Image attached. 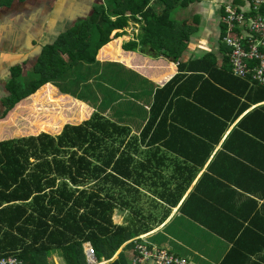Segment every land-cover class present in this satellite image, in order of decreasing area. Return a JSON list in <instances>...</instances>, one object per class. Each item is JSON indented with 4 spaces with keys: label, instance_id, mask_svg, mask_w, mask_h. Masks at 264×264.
I'll return each instance as SVG.
<instances>
[{
    "label": "trees",
    "instance_id": "trees-1",
    "mask_svg": "<svg viewBox=\"0 0 264 264\" xmlns=\"http://www.w3.org/2000/svg\"><path fill=\"white\" fill-rule=\"evenodd\" d=\"M149 1L107 0V7L95 5L81 25L93 29L94 53L111 41L114 30L126 25L122 16L125 12L141 14L148 25L159 22L158 29L163 31V22L171 19L176 1L186 6L195 0H160L167 4L161 15L148 7ZM11 2L0 0V6ZM113 14L117 15L114 21ZM170 22L169 26L173 24ZM184 25L181 22L178 27L171 26L176 27L169 37L173 41L166 48H156H163V57L178 60L190 33L183 29ZM57 50L55 44L46 46L43 62L47 61V66H52ZM88 61L93 62L94 56ZM47 66H40L30 82H21L20 77L9 83V97L0 114V119L4 118L29 98L0 122V139L5 135L2 128L7 126L17 128V133L42 130L36 135L0 140V257L12 256L21 264H49L53 255L63 264H87L83 250L87 242L98 263L116 258L123 245L150 233L166 220L229 127L251 105L264 102V88L233 77L225 62L216 69L210 57L203 56L188 61L172 80L156 90L149 118L138 134H131L128 127L99 112L85 120L86 106L66 102L53 88L40 89L46 84L55 86L57 77ZM185 73L189 76L185 77ZM205 89L220 94L217 104L200 101ZM185 107L199 113L205 126L187 125L181 110ZM20 112L34 114H29L30 120L23 117L27 122L22 127L16 123ZM66 120L85 121L65 125ZM61 126L59 133H47ZM235 139L252 142L253 148L264 153V105L235 124L194 188L205 184L231 188L230 178L223 174L215 177V171L217 156L236 163L231 155L237 149L245 151L239 149L245 146L234 145ZM191 195L192 191L180 208ZM119 208L130 211L125 216L126 225L113 221L114 211ZM134 246V242L126 245L115 260L106 264H131L127 251Z\"/></svg>",
    "mask_w": 264,
    "mask_h": 264
},
{
    "label": "crops",
    "instance_id": "crops-1",
    "mask_svg": "<svg viewBox=\"0 0 264 264\" xmlns=\"http://www.w3.org/2000/svg\"><path fill=\"white\" fill-rule=\"evenodd\" d=\"M228 1L195 0L186 6L176 1L170 12L171 19L163 22L166 26L163 31L158 29L159 22L154 24L151 21L148 25L141 14L127 11L122 15L126 18V25L114 30L111 41L94 53L96 41L92 38L93 29L81 25L91 16L95 4L107 7V0H12L10 5L0 6V114L5 110L9 97V83L20 77L23 79L19 80L21 82L35 79L40 66L41 69L47 66V61L43 62L46 46L55 44L57 55L52 60V66H47L57 77L55 86L46 84L40 89L53 88L57 96L65 98L66 102L86 106V120L93 112H99L128 127L132 133L139 132L149 118L156 90L172 80L179 73V68L188 61L209 56L216 69H221L224 62L229 68L227 51L220 40L219 23L220 9ZM165 5L163 1L150 0L148 7L161 15ZM33 15L38 17L34 24L26 18H33ZM116 17L113 14L111 20L114 21ZM170 21L173 24L169 26ZM181 22L186 24L182 26L184 30H190L188 43L178 60L173 61L161 55L163 48L160 49L162 51L156 48L170 45L169 41L173 40H169V37ZM159 33L161 41H158ZM115 34L118 36L115 37ZM111 44L112 48L100 55V51ZM93 56L94 61H88ZM183 75L189 76L187 73ZM67 88L72 91L68 92ZM201 93L200 101L204 104L214 105L221 99L220 94L212 90L205 89ZM262 105L264 102L251 105L229 127L179 203L171 208L166 220L146 234L148 243L150 237L176 222L177 233L187 238V241L192 237L194 245H199L193 250L195 253L199 250L198 260L184 257L188 264H264L262 150L253 148L252 142L235 139L234 145L245 146L239 148L245 151L237 149V153L231 155L237 159L236 163H229L228 159L217 156L219 163L215 177L223 174L225 178H230V184H240L241 187L230 185L231 188H226L218 184L212 187L205 184L194 188L205 173L208 162L221 149L230 130L245 114ZM16 107L0 122L6 120ZM181 110L187 125L205 126L199 113L187 107ZM2 139L7 137L4 135ZM191 191L192 195L180 208ZM175 255L183 257L177 253Z\"/></svg>",
    "mask_w": 264,
    "mask_h": 264
},
{
    "label": "built area",
    "instance_id": "built-area-1",
    "mask_svg": "<svg viewBox=\"0 0 264 264\" xmlns=\"http://www.w3.org/2000/svg\"><path fill=\"white\" fill-rule=\"evenodd\" d=\"M219 23L230 74L250 86L264 88V0H229L220 9ZM146 236L130 240L135 243L129 256L131 264H188L185 258L151 246ZM83 248L87 264L97 262L91 244L87 242ZM0 264L21 261L12 256L0 257Z\"/></svg>",
    "mask_w": 264,
    "mask_h": 264
},
{
    "label": "rangeland",
    "instance_id": "rangeland-1",
    "mask_svg": "<svg viewBox=\"0 0 264 264\" xmlns=\"http://www.w3.org/2000/svg\"><path fill=\"white\" fill-rule=\"evenodd\" d=\"M17 5H18V3H17ZM33 16H34L33 18H31V17H26V18H29L31 20V23L33 22V24H34L35 23V18H38V17L35 16V15H33ZM67 91L70 92V91H72V89L67 88ZM66 107H68V106H66ZM29 114L34 115L31 112L30 113L20 112V113L17 114L19 116L18 119L16 120V123L18 124V126L22 127V126L26 125L27 120L25 118H23V117L26 116V118H27V117H29ZM31 118H32V116L29 117L28 120H30ZM83 121H81V122H83ZM81 122L72 123L71 121L66 120V122L64 124L65 125L66 124L79 125ZM62 126L60 127L59 130H57L58 132L57 131H51V132H47V133L55 135V134L59 133V131L61 130ZM2 129L4 130L5 137H7V138L27 136V135H36V134H39L40 132H42V130L39 131V132H36V133L25 132L24 131L25 129L23 128L24 132L17 133V132H15V130L17 128L11 127V126H7V127L2 128ZM138 133L139 132H135V133L131 132V134H138ZM127 215H130V211H121L120 208L116 209L114 211V214H113L114 223L118 224V225H123V224L126 225L127 223L125 222L126 221L125 216H127ZM176 224H177L176 222L171 223V225H170V227L168 229H166L165 231L160 232L159 234L153 235L152 237L149 238L148 241L151 243L152 246L161 247L163 249H166L168 252H172V253H175V254L177 253L179 255H182L183 256L182 258H184V257L185 258H189V257H191V258L193 257L194 258L195 257V259L198 260V256H199L198 252H199V250L196 253L193 250L195 248L199 247V245L198 246L194 245V241H193L192 237H190V239L187 241V238H185L184 236L179 235L177 233V225ZM131 242L130 241L127 242L126 245L130 244ZM85 244L86 243L83 244V247H84ZM126 245H123L122 248L118 251V253L115 255L116 258L118 257V254L124 250V247ZM186 247L188 248V250H186ZM83 250H84V248H83ZM132 252H133V249L127 251L129 256L131 255ZM85 257H86V255H85ZM87 259L88 258L86 257V261H87ZM48 261H49V264H63L61 259L58 258L56 255H53L52 257H50ZM100 264H106L105 260H101Z\"/></svg>",
    "mask_w": 264,
    "mask_h": 264
},
{
    "label": "bare ground",
    "instance_id": "bare-ground-1",
    "mask_svg": "<svg viewBox=\"0 0 264 264\" xmlns=\"http://www.w3.org/2000/svg\"><path fill=\"white\" fill-rule=\"evenodd\" d=\"M93 264H99L98 262H94Z\"/></svg>",
    "mask_w": 264,
    "mask_h": 264
},
{
    "label": "water",
    "instance_id": "water-1",
    "mask_svg": "<svg viewBox=\"0 0 264 264\" xmlns=\"http://www.w3.org/2000/svg\"><path fill=\"white\" fill-rule=\"evenodd\" d=\"M115 259V258H114Z\"/></svg>",
    "mask_w": 264,
    "mask_h": 264
}]
</instances>
